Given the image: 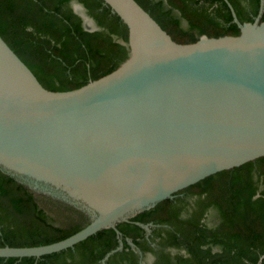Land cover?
<instances>
[{
    "label": "water",
    "instance_id": "95a60500",
    "mask_svg": "<svg viewBox=\"0 0 264 264\" xmlns=\"http://www.w3.org/2000/svg\"><path fill=\"white\" fill-rule=\"evenodd\" d=\"M103 2L127 27L128 57L75 89L45 88L0 35V168L52 186L91 216L66 238L2 246L0 257L39 258L104 228L120 234L119 221L264 156L260 15L241 23L226 0L238 35L177 43L136 0Z\"/></svg>",
    "mask_w": 264,
    "mask_h": 264
},
{
    "label": "trees",
    "instance_id": "16d2710c",
    "mask_svg": "<svg viewBox=\"0 0 264 264\" xmlns=\"http://www.w3.org/2000/svg\"><path fill=\"white\" fill-rule=\"evenodd\" d=\"M72 1L84 7L94 29H85ZM136 1L177 43H193L203 34L240 32L226 0ZM227 1L241 23L258 15L264 21L260 0ZM0 35L40 83L53 91L78 88L113 71L128 57L122 43L128 40L127 27L103 0H0ZM89 221L83 211L37 193L18 175L0 168V247L49 244ZM131 221L167 225L161 229L156 251L141 241L134 223L116 225L142 251L154 252L151 264H264V156L211 174L139 211ZM117 245L115 230L104 228L64 250L39 258L0 257V264H100ZM164 248L183 249L185 255ZM106 264H138L137 255L123 249Z\"/></svg>",
    "mask_w": 264,
    "mask_h": 264
},
{
    "label": "flooded vegetation",
    "instance_id": "af4514ba",
    "mask_svg": "<svg viewBox=\"0 0 264 264\" xmlns=\"http://www.w3.org/2000/svg\"><path fill=\"white\" fill-rule=\"evenodd\" d=\"M228 5V4H227ZM229 7V6H228ZM233 7V6H232ZM230 9V8H229ZM74 10V9H73ZM231 11V10H230ZM174 14L179 17V13L178 11H173ZM83 21V20H82ZM181 25L185 26L186 22L185 20L181 19ZM83 26H84V22H83ZM85 27V26H84ZM86 29V28H85ZM23 182H25L28 187L30 186L31 188H35V191L37 193H43V194H47L50 197H55L60 198L62 200H64L65 202L71 204L73 207L83 211L87 216H89V218H91L90 214L83 209L81 206H79L78 204H75L74 202L68 200L67 198L64 197V195L62 194V192H60L59 190H56L55 188H53L52 186L46 185L44 183H40L38 184L37 187L34 186L33 181L32 180H26V179H22ZM141 211V210H140ZM138 213V212H137ZM136 213V214H137ZM135 214V215H136ZM210 215V214H209ZM209 215L207 216V221L209 220ZM76 217V216H75ZM133 217V216H132ZM129 217L127 221H119L118 223H124V222H132L135 225H137L140 228V236L139 238L141 239V241H146L147 244H149V246H151L153 248L154 251H156L157 249L159 250L160 245H158V242L160 240L161 235L163 234V232L161 231V229L166 228L167 225H160L158 223H152V222H147V223H143V224H147L148 225V229H145L144 227L136 224L135 222H139V221H131V218ZM117 223V224H118ZM141 223V222H140ZM116 224V225H117ZM123 226V225H122ZM159 232H158V231ZM117 239H118V245L110 252V254L107 256V253L101 258L100 260V264H106L107 260L109 259V257L116 253L117 251H121V250H131L133 251L136 255H137V262L138 264H151L152 262H154L156 255L154 254L153 251H142L129 237H126L124 235L123 232L120 231V234H117ZM128 240H130L133 245H131ZM124 241L126 242V244L128 246L124 247ZM166 251H169L171 254L174 253H181L183 255H185V251L183 249H173V248H164ZM120 262H127L126 260L120 261Z\"/></svg>",
    "mask_w": 264,
    "mask_h": 264
},
{
    "label": "rangeland",
    "instance_id": "374dc122",
    "mask_svg": "<svg viewBox=\"0 0 264 264\" xmlns=\"http://www.w3.org/2000/svg\"><path fill=\"white\" fill-rule=\"evenodd\" d=\"M82 11V13H83V10H81ZM84 16H86V15H84ZM84 26L86 27V28H88V29H93V28H95V24L92 22V20L91 19H87V21H85L84 22ZM57 221V220H56ZM58 222V221H57ZM209 222V221H208Z\"/></svg>",
    "mask_w": 264,
    "mask_h": 264
}]
</instances>
